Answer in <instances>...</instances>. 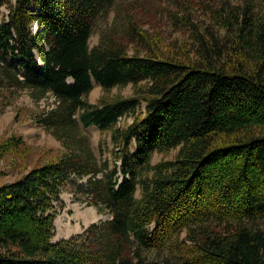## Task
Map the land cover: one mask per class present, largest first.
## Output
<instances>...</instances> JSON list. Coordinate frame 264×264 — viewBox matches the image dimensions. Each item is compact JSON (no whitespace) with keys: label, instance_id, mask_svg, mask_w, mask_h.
Listing matches in <instances>:
<instances>
[{"label":"trees","instance_id":"trees-1","mask_svg":"<svg viewBox=\"0 0 264 264\" xmlns=\"http://www.w3.org/2000/svg\"><path fill=\"white\" fill-rule=\"evenodd\" d=\"M113 2L0 0V112L50 93L33 118L63 147L0 183V264H264V0H183L181 36L128 21L89 47ZM93 83L133 94L91 104ZM90 126L110 131L111 166ZM24 144L0 140V156ZM62 191L110 218L52 242Z\"/></svg>","mask_w":264,"mask_h":264},{"label":"rangeland","instance_id":"rangeland-1","mask_svg":"<svg viewBox=\"0 0 264 264\" xmlns=\"http://www.w3.org/2000/svg\"><path fill=\"white\" fill-rule=\"evenodd\" d=\"M181 1L183 0H114L112 5L96 19L88 40V46L96 45L101 36L104 39L119 37L120 34L124 33L126 24H129L128 21H133L144 29L162 31L171 38L181 36L182 29L177 25V18L184 14V12H180L183 8ZM7 14V7L1 6L0 20L6 19ZM35 29L36 25L33 23L31 30L35 31ZM123 40L126 39L123 38ZM132 94L133 86L131 84L113 87L107 91L103 90L100 85L93 83L84 100L96 104L101 100H112L116 97H126ZM55 102V98L50 93L34 100L28 90H23L19 92L13 103L0 112V140L3 141L10 136H19L25 143L21 147L23 148L22 154L14 156L8 153L0 156V183L20 178L30 167L61 154L63 147L60 141L46 132L43 126L33 118L34 114L53 107ZM144 105L142 103L141 110H144ZM131 121L130 116L119 117L118 125L122 128ZM84 132L89 136L90 146L94 154L100 161L107 160L111 166L117 152L115 151L116 147H113L110 140V131H101L95 126H90L84 128ZM99 147H101V152L98 150ZM176 152L177 148L168 152H155L152 154L151 164H155L160 160L173 159ZM116 162L119 163V160H116ZM23 165L27 166L24 167ZM98 176H101V173ZM117 176L118 180H121V174L118 173ZM135 195L139 196L138 185L136 186ZM60 200L61 203L53 201L55 228L52 241L81 233L89 224L110 218V213L106 208H97L87 204L86 201H75L72 194L67 191L60 193ZM91 208L97 213L96 218H90L88 210ZM78 212L83 215L81 217L77 216ZM56 221H60L61 226L58 227ZM67 225L71 229L76 228L78 225H80V228L69 235H63L60 229L65 232ZM183 235L184 232L180 234V236Z\"/></svg>","mask_w":264,"mask_h":264},{"label":"bare ground","instance_id":"bare-ground-1","mask_svg":"<svg viewBox=\"0 0 264 264\" xmlns=\"http://www.w3.org/2000/svg\"><path fill=\"white\" fill-rule=\"evenodd\" d=\"M88 212L90 213V218H96L98 216L97 213L95 212V210L93 208L89 209ZM81 215H83L81 212H78L77 213V216H80L81 217ZM56 224L58 225V227L61 226V222L60 221H56ZM79 228H80V225H78L74 229L69 228V226L67 225V230L65 232H63L61 229H60V231L62 232L63 235H69L72 232L78 230Z\"/></svg>","mask_w":264,"mask_h":264},{"label":"water","instance_id":"water-1","mask_svg":"<svg viewBox=\"0 0 264 264\" xmlns=\"http://www.w3.org/2000/svg\"><path fill=\"white\" fill-rule=\"evenodd\" d=\"M52 242H54V241H52Z\"/></svg>","mask_w":264,"mask_h":264}]
</instances>
